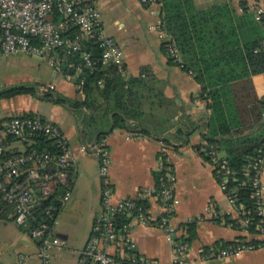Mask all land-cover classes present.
<instances>
[{"label":"crops","instance_id":"0c3cea01","mask_svg":"<svg viewBox=\"0 0 264 264\" xmlns=\"http://www.w3.org/2000/svg\"><path fill=\"white\" fill-rule=\"evenodd\" d=\"M94 1L102 12L107 34L120 41L126 51L121 70L123 76L126 79L140 78V83L134 87L143 100L141 124L130 130L114 128L115 112H107L104 107L96 111L72 108L64 102L59 104L67 107L65 115L58 111L48 116L25 106L17 107L16 114L10 111L0 114V120L17 114L41 116L58 124L70 141L75 159V182L70 202L55 221V232L62 234L65 244L53 251L52 258L59 254L62 264H77L79 252L90 237L102 208L104 181L99 159L88 145L101 133H106L111 151L109 181L117 198L137 196L145 189L156 187L160 159L166 152L176 172V194L180 199L172 223L179 227L180 235L190 243L186 264H264V242L261 241L264 234L247 229L239 208L230 203L222 188L213 161L198 148L205 144L203 133L207 129L210 109L207 102L199 97L202 84L193 72L184 68L182 62L171 61L164 48L166 39H162L160 31L155 28L165 15L163 1L148 5L140 0ZM227 3L241 19L244 38H260L264 47V25L257 21L255 15V8L264 5V0H193L198 11ZM37 66L42 74L38 76L37 87L54 85L50 90L72 100L85 98L79 91L81 86L76 84V77L67 79L63 72L44 61H38ZM252 80L257 94L264 98V72L253 75ZM15 146L23 148L19 143ZM220 155L223 157L224 153ZM148 200L152 212L160 214V204L153 198ZM228 215L236 220L230 221ZM9 221L15 222L13 212L7 218H0V232L1 227L9 226ZM14 232L12 244L23 248L18 255L19 263L26 264L37 255L45 264L39 255L37 240L18 226ZM134 237L140 254L161 264L172 263L174 251L162 228L136 225ZM241 239H255L257 247L239 256L205 257L209 251L233 246ZM6 244L0 248V264H12L10 248Z\"/></svg>","mask_w":264,"mask_h":264},{"label":"built area","instance_id":"2783aa9c","mask_svg":"<svg viewBox=\"0 0 264 264\" xmlns=\"http://www.w3.org/2000/svg\"><path fill=\"white\" fill-rule=\"evenodd\" d=\"M143 4L161 0H140ZM59 13L61 18L54 19ZM257 21L264 24V5L255 8ZM162 39L170 40L163 22L155 26ZM87 42L98 44L100 60L124 68L126 51L115 37L107 34L100 8L94 0H0V56L27 54L37 56L67 79H74L84 67L94 69L98 60ZM168 50L178 62L181 52L175 40ZM80 57V61L71 60ZM64 66L75 68L76 75L64 72ZM83 81L79 84L82 85ZM54 89V85H50ZM39 136L52 140L57 152L34 146ZM23 146L18 149L15 144ZM100 163L103 178L102 208L97 214L86 245L80 250L77 264H161L158 260L140 254L134 237L136 225H156L162 228L172 244L174 257L171 264H186L190 243L180 235L172 223L180 199L176 194L177 176L166 152H163L158 169L156 187L139 192L137 196L117 198L109 181L111 151L106 137L88 145ZM201 151L212 156L214 169L230 203L238 207L242 217L248 214L245 205L229 191L227 182L231 170L226 160L213 147L205 143ZM75 159L71 144L61 127L38 115L17 114L7 117L0 124V203L13 207V219L18 227L38 242L39 255L45 264H51L56 248L63 247L64 239L55 232V221L60 211L70 202L75 182ZM255 212L259 215L258 228L264 234V145L248 164ZM63 190V193L56 194ZM54 197L56 202L43 207L45 216L35 217L34 210L44 205L45 199ZM155 199L161 207L154 214L149 204ZM125 215L122 221L120 215ZM217 215V213H216ZM36 219L37 223L33 224ZM245 225L251 220L243 217ZM254 243L239 241L237 244L209 251L208 259L239 256L255 249ZM26 258V255L22 256Z\"/></svg>","mask_w":264,"mask_h":264},{"label":"trees","instance_id":"16d2710c","mask_svg":"<svg viewBox=\"0 0 264 264\" xmlns=\"http://www.w3.org/2000/svg\"><path fill=\"white\" fill-rule=\"evenodd\" d=\"M161 1L165 11L162 22L171 37L164 42V48L169 52L168 44L175 40L184 68L193 72L202 84L199 97L207 102L210 109L203 139L208 146L224 153L223 158L231 170L227 182L229 191L237 198V202L245 205L249 211L243 216L251 219L246 225L247 229L252 233H259V215L255 212L250 179L252 172L248 164L258 148L264 145V98L257 94L252 80L253 75L264 72V47L261 39L244 38L241 19L236 17L234 9L228 3L198 11L193 0ZM60 18L59 13L54 15L55 20ZM85 47L94 51L98 62L94 69L84 67L76 76V84L83 81L79 91L84 93V99L72 100L54 90L40 94L37 86L31 89L38 91L42 99L56 103L64 102L72 108L96 111L104 107L107 112H115L114 128L123 127L130 130L140 125L144 113L143 100L134 87L140 83V78L126 79L120 67L104 64L100 60L101 49L98 44L87 42ZM169 56L171 61L178 62L170 52ZM71 60L78 62L80 57ZM63 70L65 73L77 74L75 68L64 66ZM29 90L30 87L26 86L11 87L0 95L12 96ZM3 120H0V124ZM105 136L106 133H101L97 140ZM34 146L57 152L52 140L46 136H39ZM201 147L202 144L198 146ZM202 153L212 161L210 154L205 151ZM60 193H63V190L56 192L57 195ZM54 202V197L45 199L44 205L34 210L35 217L43 218V207L46 203ZM62 209L60 206V211ZM11 212V204H1L0 218H7ZM120 218L125 220V215L121 214ZM235 220L230 218V221ZM35 223L36 219L33 220V224ZM247 242L256 244L258 241L253 239Z\"/></svg>","mask_w":264,"mask_h":264},{"label":"rangeland","instance_id":"374dc122","mask_svg":"<svg viewBox=\"0 0 264 264\" xmlns=\"http://www.w3.org/2000/svg\"><path fill=\"white\" fill-rule=\"evenodd\" d=\"M43 61L37 56H31L25 54L24 56H10L9 58L0 57V93L10 89L11 87L26 86L30 87L28 92L12 95L3 96L0 95V114L5 115L6 113L12 112L16 114L17 107L25 106L30 109H36L40 113H45L48 116L55 112H60L61 114H67V107L64 104H59L56 102H51L49 100L42 99L38 91H35L31 87L38 85V76L42 75L39 72L37 62ZM41 93L52 89L51 87H38ZM223 153V152H222ZM9 226L1 227L0 236V248L3 243L10 248V259L12 264H20L18 261V255L23 251V248L17 246V244H12V237L14 236V229L17 225L13 221H9ZM8 240V241H7ZM61 251V250H58ZM58 254V253H57ZM53 260L51 264H62V256L59 254L53 255ZM26 264H42L40 258L36 255L31 257Z\"/></svg>","mask_w":264,"mask_h":264},{"label":"water","instance_id":"95a60500","mask_svg":"<svg viewBox=\"0 0 264 264\" xmlns=\"http://www.w3.org/2000/svg\"><path fill=\"white\" fill-rule=\"evenodd\" d=\"M59 236H62V234H58Z\"/></svg>","mask_w":264,"mask_h":264}]
</instances>
